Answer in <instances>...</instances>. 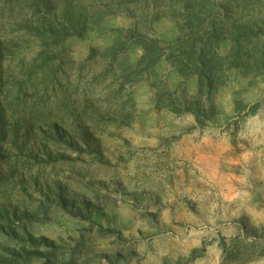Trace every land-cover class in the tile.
I'll list each match as a JSON object with an SVG mask.
<instances>
[{
  "label": "rangeland",
  "instance_id": "obj_1",
  "mask_svg": "<svg viewBox=\"0 0 264 264\" xmlns=\"http://www.w3.org/2000/svg\"><path fill=\"white\" fill-rule=\"evenodd\" d=\"M132 25L112 17L71 39L65 58L86 63ZM153 29L163 43L178 32L169 18ZM141 54L134 47L129 56ZM166 67L158 68L170 75ZM93 69L79 84L67 68L63 85L76 84L66 98L47 89L45 114L10 119L0 149L26 164L1 172L0 262L12 251L46 252L47 240L67 258L82 248L77 264H264V77L232 71L219 114L202 127L192 115L156 110L147 84L114 96L119 85ZM245 247L259 257L247 260Z\"/></svg>",
  "mask_w": 264,
  "mask_h": 264
},
{
  "label": "trees",
  "instance_id": "obj_2",
  "mask_svg": "<svg viewBox=\"0 0 264 264\" xmlns=\"http://www.w3.org/2000/svg\"><path fill=\"white\" fill-rule=\"evenodd\" d=\"M112 17L129 18L133 25L118 30L111 46L93 48L86 63L65 58L71 39ZM164 18L178 29L169 43H163L153 29ZM225 42L230 45L227 51ZM134 47L142 49L136 62L129 56ZM162 62L183 80L180 84L159 71ZM95 64L102 73L97 80L109 78L119 85L114 96L127 86L147 84L156 91V110L192 115L205 127L220 112L219 94L229 85L232 71H240L245 79L264 77V0H0V141L9 137L10 119L17 113L30 112L31 120L26 119L30 123L49 110L40 100L42 92L58 87L62 93L57 101L68 96L76 81L63 85L61 76L67 68L82 84L85 75H97ZM192 78L197 79L194 93L187 88ZM241 105L235 101L236 112ZM20 164L26 163L0 149V176L4 170L15 174ZM2 181L6 177H0ZM44 245L46 252L12 251L0 264H77L82 258L80 247L67 258L47 240ZM243 251L247 260L259 257L255 247Z\"/></svg>",
  "mask_w": 264,
  "mask_h": 264
},
{
  "label": "crops",
  "instance_id": "obj_3",
  "mask_svg": "<svg viewBox=\"0 0 264 264\" xmlns=\"http://www.w3.org/2000/svg\"><path fill=\"white\" fill-rule=\"evenodd\" d=\"M166 70L171 71V69L167 67ZM170 78L175 85H178L183 81L175 72H170ZM187 88L190 92L194 93L197 90V79L192 78L189 81H187Z\"/></svg>",
  "mask_w": 264,
  "mask_h": 264
}]
</instances>
